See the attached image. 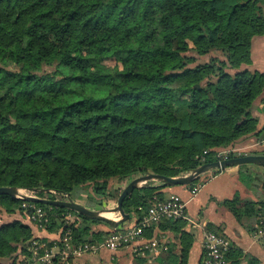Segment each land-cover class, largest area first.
Listing matches in <instances>:
<instances>
[{"label": "trees", "instance_id": "trees-1", "mask_svg": "<svg viewBox=\"0 0 264 264\" xmlns=\"http://www.w3.org/2000/svg\"><path fill=\"white\" fill-rule=\"evenodd\" d=\"M262 35L264 0H0V187L40 197L56 190L110 208L122 193H108L111 180L189 174L241 138L264 136L252 112L264 72L251 69ZM112 58L114 69L105 64ZM155 181L125 198L126 214L140 218L166 198ZM25 203L0 194V212L25 215ZM223 203L242 224L264 211V202L239 195ZM38 204L50 216L41 239L49 247L62 246L67 233L79 245L118 230L92 231L108 223ZM165 221L182 247L177 254L169 244L160 255L187 264L188 222ZM35 231L21 219L0 224V264L24 263ZM227 258L240 264L244 255L232 247Z\"/></svg>", "mask_w": 264, "mask_h": 264}, {"label": "crops", "instance_id": "crops-1", "mask_svg": "<svg viewBox=\"0 0 264 264\" xmlns=\"http://www.w3.org/2000/svg\"><path fill=\"white\" fill-rule=\"evenodd\" d=\"M252 60L251 69L264 72V35L257 36L253 40ZM263 102L264 94L256 100L252 110L253 116L259 119V129L264 125ZM232 146L238 149L237 152L244 154L263 153L264 136L254 133L241 138ZM258 167L260 166L247 165L248 176L240 173V166L220 169L219 172H215L216 169L208 171L202 175V188L194 195L189 185L164 187L161 191L165 197L171 194L179 195L187 203V212L191 217L200 222H206L216 230L215 232L228 237L232 242V247L239 249L244 255L240 264H249L251 258L258 260L259 264H264V245L254 237L258 216L254 217L249 225L247 218L243 220L242 224L223 203L224 200L234 198L236 195H239L242 200L264 202V172L260 170L261 167ZM256 181L257 183H255ZM159 184L158 181L154 182V185ZM138 220L137 214H131L127 221L119 225L118 229H128L134 226ZM167 227L168 222L162 221L146 230L144 240L116 252L101 250L97 254H87L81 258L79 264H170L171 260H166L160 255L161 251L157 255L146 251L144 255L140 256H136L134 251L144 241L158 238L160 240L168 239L171 247L179 254L182 247L179 235ZM187 230L194 236V244L187 264H199L203 257L202 234L197 233L198 231L190 225ZM38 235L44 237L48 233L41 231ZM256 260L251 262H256Z\"/></svg>", "mask_w": 264, "mask_h": 264}, {"label": "built area", "instance_id": "built-area-1", "mask_svg": "<svg viewBox=\"0 0 264 264\" xmlns=\"http://www.w3.org/2000/svg\"><path fill=\"white\" fill-rule=\"evenodd\" d=\"M264 103V102H263ZM232 149L231 151H237ZM230 151L218 153V160L228 158ZM203 184L193 187L192 193L197 194ZM46 193L53 195L51 197H40L34 191L27 189H18L15 196L18 199L43 198L57 201H68L72 199L69 194L56 190H49ZM55 195H61L57 197ZM25 216L28 222L35 227L36 239L32 240V244L28 246L29 255L20 254L19 263L22 264H79L81 258L87 254H97L101 250H109L116 252L121 248L132 246L135 242L144 240L146 230L154 227L156 224L165 220L183 219L188 224L202 234L203 257L199 264H231L227 256L232 249L231 240L217 232L208 229L206 222H200L198 219L191 217L187 212V203L177 194H171L163 200H156L153 205L143 213L138 222L128 228L111 231L102 241L85 242L79 245L73 244L72 237L67 233L62 243L55 244L53 247L48 246V242L42 241V237L38 235L41 231H46L45 225L50 222L48 210L40 206L36 202L29 201L24 204ZM67 220H72L73 215L69 214ZM59 233L52 234V241L59 239ZM254 237L264 245V211L258 216L255 224ZM39 238V239H37ZM170 241L168 239L160 240L153 238L144 241L138 245L134 251L136 256L144 255L146 251L152 255H157L162 249L169 248Z\"/></svg>", "mask_w": 264, "mask_h": 264}, {"label": "water", "instance_id": "water-1", "mask_svg": "<svg viewBox=\"0 0 264 264\" xmlns=\"http://www.w3.org/2000/svg\"><path fill=\"white\" fill-rule=\"evenodd\" d=\"M245 164H253L264 168V152L258 154H243L240 156H236L233 158H226L222 160H216L213 162H207L201 165L199 168L194 170L189 174H185L178 177H168L156 174H149L146 176H140L132 180L122 191L118 201L117 207L112 209L114 212H118L121 214L120 220H114L108 217L106 214L108 211L106 210H96L86 207L84 204L74 201L72 199L68 201H57V200H49L43 198H28V201L43 203L46 205H51L55 207H62L74 210L90 219H95L99 221H103L109 224L111 229H117L120 224L124 223L130 218V214H126L123 208V202L126 197L132 194V192L138 188L142 187L143 184H146L148 181L156 180L162 181V184L165 187H173L178 185H189L195 179H197L202 174L215 170V169H224L227 167L241 166ZM18 193V188L16 187H0V194H7L15 197Z\"/></svg>", "mask_w": 264, "mask_h": 264}, {"label": "rangeland", "instance_id": "rangeland-1", "mask_svg": "<svg viewBox=\"0 0 264 264\" xmlns=\"http://www.w3.org/2000/svg\"><path fill=\"white\" fill-rule=\"evenodd\" d=\"M202 59L204 60L205 58L203 57ZM105 64L108 67H110L111 69H114L115 66L117 65V62H116V60L114 58H112V59L106 60ZM231 147L232 148H229V149H224V150L222 149L219 152H224L225 154H227V152L230 151V153H231L232 152L231 151L232 149H236V148H234V146H231ZM234 152L236 154H238V155H241V154L243 155L244 154V153L237 152V151H234ZM246 154H248V153H246ZM247 165H250V164H245L243 166H247ZM258 168H260V167H258ZM260 170H263V172H264V168L263 167H261ZM135 178H138V177H135ZM135 178H131L129 180L127 179L125 181H120V180H111V181H109L108 186H107L108 193L118 194V192L120 190L123 191L124 188L132 180H134ZM259 178L262 179V177H259ZM255 183H257V181ZM143 185H145V184H143ZM87 190H88V193L89 194H92L97 200H100V201L102 200V201H104V203L106 202V199L105 198L99 196V194H97L95 192V187L94 186H89V188ZM45 196L46 197H51L53 195H50L49 193H46ZM55 196L61 197V195H55ZM83 197H81V198L79 197L80 198L79 199L80 200L79 202L82 203V204H83V201H84L83 200ZM72 198L78 199V196L74 195ZM116 207H117V201L116 202H111L110 208L108 206L107 208H104V207L96 208V210H106V211H108L107 214H106L108 217H110V218H112L114 220H120L121 219V214L118 213V212L112 211V209H114ZM16 219H21L22 221L28 222V220L26 219V216L23 215V212L17 211L16 214H9V213L5 212V210H3V211L0 212V224L7 223V222H11V221H14ZM110 230H111V227L108 224L101 223V224H94V225H92V231H107L108 232Z\"/></svg>", "mask_w": 264, "mask_h": 264}]
</instances>
